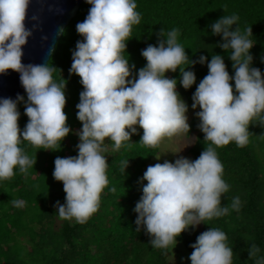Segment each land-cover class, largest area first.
Masks as SVG:
<instances>
[{
	"label": "clouds",
	"instance_id": "obj_1",
	"mask_svg": "<svg viewBox=\"0 0 264 264\" xmlns=\"http://www.w3.org/2000/svg\"><path fill=\"white\" fill-rule=\"evenodd\" d=\"M87 3L91 7L86 17L76 24L83 39L76 42L69 68V73L77 74L83 85L76 104V116L82 122L76 132L77 155L57 156L53 171L54 179L62 181L66 193L63 204L55 202L56 213L60 219L75 218L79 223L98 209L100 194L108 184L105 138L118 150L137 132L136 125L143 130L139 142L148 146H156L165 137L188 133V105L176 90L177 79L165 73L179 68V83L185 89L195 81L194 72L181 67L189 56L177 42L179 29L175 27L167 31L162 28L158 34L162 39L141 50L146 64L129 79L135 65L129 63L124 52L132 26L140 21L136 0ZM29 4L30 0H0V73L12 69L20 74L27 93L24 112L28 117L21 130L17 102L23 98L19 94L15 100L0 98V180L12 177L14 167L27 172L33 166V160L20 146L22 141L56 150L53 146L71 131L63 111L66 80H54V69L49 64L21 62L22 46L32 35V29L25 25ZM29 18L37 19L34 15ZM237 21L235 13L225 14L210 25L212 34L222 37L219 47L231 49L234 74L229 75L223 57L214 53L207 61V75L192 95L191 107L200 109L195 113L200 120L198 127L204 140L211 143L198 158L179 156L174 162H157L148 166L141 178L147 183L133 209L138 214L136 231L143 227L153 247L171 246L172 250L182 231L228 212L226 206H221V194L229 185L222 178L223 165L213 145L234 141L243 146L248 142L249 124L255 121L264 125V76L261 69L252 66L251 27L241 32ZM206 59L201 54L197 60L190 59L189 65L204 64ZM128 160L123 162L124 170ZM23 203L13 201L16 206ZM238 203L239 197H235L232 206ZM226 240L225 232L219 228L201 232L190 245V264H232L233 249ZM259 251L252 244L249 257ZM256 264H264V257Z\"/></svg>",
	"mask_w": 264,
	"mask_h": 264
},
{
	"label": "trees",
	"instance_id": "obj_2",
	"mask_svg": "<svg viewBox=\"0 0 264 264\" xmlns=\"http://www.w3.org/2000/svg\"><path fill=\"white\" fill-rule=\"evenodd\" d=\"M90 7L87 0L80 4L63 28L46 63L54 69V80H66L63 111L71 131L60 144L53 146L56 150L22 141L20 146L33 160V166L27 172L14 167L12 177L0 180V264H167L168 248L153 247L143 227L136 231L133 209L142 193L143 169L158 153L157 145L139 142L143 130L138 125L130 141L122 142L118 150H114L112 142L105 138L108 184L100 194L98 209L85 222L79 223L75 218L60 219L54 207L56 201L63 204L66 196L62 181L53 177L54 160L57 156L77 155L79 137L76 132L81 129L82 122L76 116V104L83 85L77 74L69 73V68L76 42L83 39L76 31V24L84 20ZM135 10L140 13V21L132 26L124 52L129 63L135 65L129 79L146 64L141 50L162 39L158 35L160 30L178 28L177 42L189 56L181 67L192 70L195 81L185 89L179 83V68L165 75L177 79L176 90L189 108L198 83L207 75V61L212 54H220L229 75L234 74L229 58L231 49L219 47L222 37L213 35L210 27L219 17L233 13L238 16L236 24L241 32L251 27L252 66L261 69L264 76V0H136ZM201 54L207 58L204 64L189 65L190 59L197 60ZM230 83L234 86V81ZM22 98L17 102L21 130L28 121L24 112L26 92ZM199 123L196 115L188 123V135L195 134L189 148L188 158L192 160L211 143L204 140ZM213 147L223 165L222 178L229 185L221 194V206H226L228 212L201 222L200 229L190 226L176 239L192 252L190 245L201 232L209 227L219 228L225 232L226 243L233 249L232 264H256L257 259L264 257V125L250 123L248 142L243 146L230 141ZM127 160L124 170L123 162ZM112 188L115 191H111ZM235 197H239V203L233 207ZM15 200L24 203L16 206ZM252 244L260 251L249 257L248 248Z\"/></svg>",
	"mask_w": 264,
	"mask_h": 264
},
{
	"label": "water",
	"instance_id": "obj_3",
	"mask_svg": "<svg viewBox=\"0 0 264 264\" xmlns=\"http://www.w3.org/2000/svg\"><path fill=\"white\" fill-rule=\"evenodd\" d=\"M85 0H30L25 19L32 35L22 46L23 64H46L61 31ZM36 16V20L29 17ZM35 25V27H33ZM19 73L12 69L0 73V98L23 97L25 89L20 83Z\"/></svg>",
	"mask_w": 264,
	"mask_h": 264
},
{
	"label": "rangeland",
	"instance_id": "obj_4",
	"mask_svg": "<svg viewBox=\"0 0 264 264\" xmlns=\"http://www.w3.org/2000/svg\"><path fill=\"white\" fill-rule=\"evenodd\" d=\"M181 97V96H180ZM183 100L184 98L181 97ZM197 112V108L193 109L191 106L188 108L186 113L188 119L187 122L191 120V118ZM195 134H189L187 132L179 133L174 135L173 137H165L158 144V153L155 157H153L144 167V171H146L147 167L153 165L157 162L162 163L164 160H168L169 162H174L176 158L179 156H183L188 158L189 148L194 143ZM147 181L143 180V185L146 184ZM142 195V193H141ZM140 195V197H141ZM137 213L135 215V220L137 217ZM197 229H200V223L195 226ZM191 228V227H189ZM190 251H187L184 246L177 241L175 247L171 250V246L168 248L167 255V264H190Z\"/></svg>",
	"mask_w": 264,
	"mask_h": 264
}]
</instances>
